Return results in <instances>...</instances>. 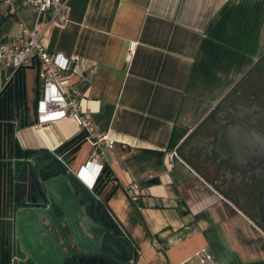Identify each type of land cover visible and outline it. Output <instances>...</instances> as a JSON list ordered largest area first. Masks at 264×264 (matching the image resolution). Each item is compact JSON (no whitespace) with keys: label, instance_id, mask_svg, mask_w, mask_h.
<instances>
[{"label":"crops","instance_id":"crops-1","mask_svg":"<svg viewBox=\"0 0 264 264\" xmlns=\"http://www.w3.org/2000/svg\"><path fill=\"white\" fill-rule=\"evenodd\" d=\"M70 4V21L63 27L52 10L37 13L25 0H0V43L12 39L21 22L29 27L41 22L43 44L70 62L73 97L90 113L97 132L114 141L100 160L110 175L100 193L92 188L99 167L92 163L94 148L88 141L69 158L60 153L82 133L78 117L38 125V70L29 66L18 76L23 112L13 131L17 146L35 153L16 163L9 184L16 203H42L29 185L35 158L43 155L47 162L55 158L65 166L78 191L108 196L115 221L138 251L135 264H178L204 247L218 264H264V232L182 159L169 158L259 62L264 0ZM131 42L137 46L128 60ZM14 74V67L0 65V92ZM219 136L217 148L238 157L246 148L257 149L256 130L237 119L221 125ZM134 182L143 189L138 202L125 190ZM85 199L82 194L80 201ZM8 224L0 218V264H8L1 236ZM121 242L128 256L129 246ZM190 264L200 262L192 258Z\"/></svg>","mask_w":264,"mask_h":264},{"label":"built area","instance_id":"built-area-1","mask_svg":"<svg viewBox=\"0 0 264 264\" xmlns=\"http://www.w3.org/2000/svg\"><path fill=\"white\" fill-rule=\"evenodd\" d=\"M25 4L31 6L37 13L52 10L56 22L63 27L70 21V0H25ZM10 11L16 12L15 7H11ZM34 23L32 27H29L21 22L20 31L9 41L0 43V65L12 66L15 69V74L3 85L0 92L4 96L12 92L13 103L12 115L6 111L8 108H0V218H6L9 223L4 233H1L7 245L5 258H7L8 264H19L22 260L17 252L19 245L17 219L22 205L19 206L16 203L11 195L9 185L12 179L15 180L16 163L19 160L16 154L17 144L13 126L19 120L17 116L23 112L21 104L23 88L18 77L20 72L29 66H35L38 70L39 93L36 109L38 125H44L57 118L78 117L81 131L85 134V141L90 142L94 148L95 161L92 163L99 167V177L106 167L100 160L104 157L105 150L114 146V141L108 135L97 132L90 113L82 111L79 102L73 97L69 60L64 55L50 52L46 48L42 42V24L40 21ZM136 46L137 42L130 43L128 60L131 59ZM176 157H178L176 150H172L169 153V158L172 160ZM98 179L91 182L93 189H95ZM125 190L133 202H138L143 194V189L137 182L129 184ZM156 246L163 247L159 244ZM192 258H196L200 264H218L213 253L207 247L198 250L178 264H190Z\"/></svg>","mask_w":264,"mask_h":264},{"label":"water","instance_id":"water-1","mask_svg":"<svg viewBox=\"0 0 264 264\" xmlns=\"http://www.w3.org/2000/svg\"><path fill=\"white\" fill-rule=\"evenodd\" d=\"M229 93L224 95L202 119L195 131L215 113L221 121L226 120L229 115L245 121L232 107L225 104ZM251 126L255 127L253 124ZM190 136L183 139L176 148L178 157L264 232V191L261 192L258 201V210L262 214L261 221H258L235 203L233 198L218 189L205 173L179 151ZM257 152L258 146L256 150L246 148L242 157H238L236 152H231V155L223 157L226 161L224 167L238 170L239 165L249 163ZM210 163L213 164V161ZM45 168L47 171H43L44 168L34 170L37 178L35 182L40 189L39 194L45 201L22 205L18 213L17 227L24 252L22 264H116L111 259H107L105 253L112 255L116 261H123L127 256L124 245L88 213L87 204L80 201V196L84 192L74 187L70 173L63 172L60 167H55L51 163ZM53 202L58 211L55 210Z\"/></svg>","mask_w":264,"mask_h":264},{"label":"flooded vegetation","instance_id":"flooded-vegetation-1","mask_svg":"<svg viewBox=\"0 0 264 264\" xmlns=\"http://www.w3.org/2000/svg\"><path fill=\"white\" fill-rule=\"evenodd\" d=\"M229 92V96L225 99V104L232 107L237 115L244 118L245 121H242L244 124L250 127H252L251 124L255 126L252 128L256 130L257 133V155H254L249 163L239 165L238 170L224 167V162L226 161L223 157L229 156L232 153L217 148L220 137V126L229 123V121L233 119L241 121L237 117H231L230 115L226 120L222 121L212 115L189 137L180 147L179 151L205 173L218 189L222 190L227 196L233 198L235 203L240 205L253 218L261 221L262 214L258 210V201L261 192L264 191V53L261 55L259 62H257L251 71L245 75L244 79ZM199 131L200 133L197 137L196 133ZM179 145L180 144H178L177 147H179ZM210 161H213V164H209ZM48 163H51L55 167H60L63 170V165L58 160L54 159L48 162L45 160V163L40 166L38 164H33L31 170V183L37 180L34 170L44 168L43 171H47L45 166L48 165ZM218 172L219 174L217 175ZM37 190L40 192L39 188H37ZM43 201H45V199L42 198V202ZM53 206H55V210L58 211L54 202ZM56 233H58V231ZM18 243L20 244L19 232ZM104 256L107 259H111L116 264H131V260L127 262L126 257L123 261H116L109 253H105ZM23 259L24 256L19 264H22Z\"/></svg>","mask_w":264,"mask_h":264},{"label":"trees","instance_id":"trees-1","mask_svg":"<svg viewBox=\"0 0 264 264\" xmlns=\"http://www.w3.org/2000/svg\"><path fill=\"white\" fill-rule=\"evenodd\" d=\"M12 92L6 96L0 94V108L5 109L8 108L6 111L9 115H12ZM0 109V110H1ZM85 142V134L80 133L77 137H75L72 141L66 144L61 150L60 153L63 157L69 158L72 156L81 146V144ZM35 151H23L20 147L16 145V154L18 158L21 157H28L29 155H33ZM54 160H57L54 158ZM62 166V165H61ZM63 166V172H67L66 168ZM105 170L103 174L99 177L97 184L95 186V191L100 193L104 182L108 179L110 175V171L108 167H104ZM72 176V175H71ZM84 192L83 194L86 196L85 202L87 203L88 213L98 222H100L115 238L123 241L125 244L129 246V254L127 256V262L133 260L135 264L138 258V251L132 244L129 235H126V232L119 226L118 222L115 221L110 209L107 205L108 196L105 199L96 198L94 195L95 193L88 191L86 189L80 190Z\"/></svg>","mask_w":264,"mask_h":264},{"label":"rangeland","instance_id":"rangeland-1","mask_svg":"<svg viewBox=\"0 0 264 264\" xmlns=\"http://www.w3.org/2000/svg\"><path fill=\"white\" fill-rule=\"evenodd\" d=\"M35 160H36V163L40 166V165H42L43 163H45V157H43V155L42 156H39V157H37V158H35ZM29 187H30V191H32V192H36V194L37 195H40L39 194V191L37 190V184H36V182H34V183H30V185H29ZM38 191V192H37ZM36 195V196H37ZM36 196H34V198L35 199H38V197H36ZM23 250V248H22V246H21V244H19L18 245V254H19V256H21V257H23L24 256V252L22 251Z\"/></svg>","mask_w":264,"mask_h":264}]
</instances>
